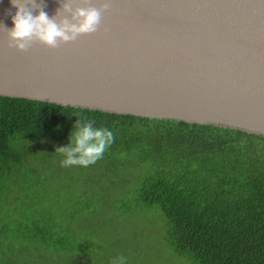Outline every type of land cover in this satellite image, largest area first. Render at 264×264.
<instances>
[{
	"label": "water",
	"instance_id": "95a60500",
	"mask_svg": "<svg viewBox=\"0 0 264 264\" xmlns=\"http://www.w3.org/2000/svg\"><path fill=\"white\" fill-rule=\"evenodd\" d=\"M15 11L0 0L1 98L264 138V0H111L95 33L26 51L3 26Z\"/></svg>",
	"mask_w": 264,
	"mask_h": 264
},
{
	"label": "trees",
	"instance_id": "16d2710c",
	"mask_svg": "<svg viewBox=\"0 0 264 264\" xmlns=\"http://www.w3.org/2000/svg\"><path fill=\"white\" fill-rule=\"evenodd\" d=\"M77 119L108 128L114 141L94 164L64 167L55 150ZM54 168L132 188L127 200L157 214L190 264H264V138L0 97V172L28 179Z\"/></svg>",
	"mask_w": 264,
	"mask_h": 264
},
{
	"label": "rangeland",
	"instance_id": "374dc122",
	"mask_svg": "<svg viewBox=\"0 0 264 264\" xmlns=\"http://www.w3.org/2000/svg\"><path fill=\"white\" fill-rule=\"evenodd\" d=\"M72 174L0 172V264H190L157 214L127 200L132 188Z\"/></svg>",
	"mask_w": 264,
	"mask_h": 264
},
{
	"label": "clouds",
	"instance_id": "9594fccd",
	"mask_svg": "<svg viewBox=\"0 0 264 264\" xmlns=\"http://www.w3.org/2000/svg\"><path fill=\"white\" fill-rule=\"evenodd\" d=\"M111 0H103L99 7L82 0L84 6L73 8V0H60L54 15L44 11V4L37 0H11L16 9L11 15L13 27L6 30L9 47L18 51L28 50L34 42L56 49L62 44L75 41L81 35L95 33L101 24L103 14L110 8ZM36 13L35 15L33 13ZM114 141V134L108 128L96 127L92 119H77L68 144L55 152L63 159L64 167L89 166L101 159ZM117 264H124L119 258Z\"/></svg>",
	"mask_w": 264,
	"mask_h": 264
}]
</instances>
